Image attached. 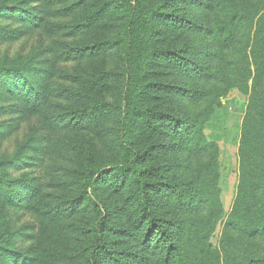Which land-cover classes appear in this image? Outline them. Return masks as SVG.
Returning <instances> with one entry per match:
<instances>
[{"label": "trees", "instance_id": "trees-1", "mask_svg": "<svg viewBox=\"0 0 264 264\" xmlns=\"http://www.w3.org/2000/svg\"><path fill=\"white\" fill-rule=\"evenodd\" d=\"M220 1L211 0L209 6L214 2L223 6ZM186 2L201 4V0H0V42L35 37L36 44L26 54L0 58L4 118L0 137L17 134L12 154L0 158V264H39L47 249L52 254L46 257L58 256L48 232L80 210L92 217L90 239L79 255L82 264H196L189 247L193 224L175 217L174 211L162 213L156 202L164 195L176 200V211L192 206L194 212L214 203L215 214L223 209L221 198L218 190L200 182V168L194 176L182 178L157 156L166 143L184 153L218 154L219 147L199 130L196 116L177 112L167 101L178 95L191 99L226 95L231 87L193 90L160 79V69L167 65L190 75L215 74L186 51L161 45L164 26L204 31L224 47L235 44L237 30L250 23L253 70L248 63L246 77L236 86L249 94L242 121L246 159L222 233L230 236L235 229L264 234V0L255 21L229 7L228 15L209 27L175 13V6ZM88 33L93 35L89 40L77 41ZM112 55L118 58L115 66L107 60L90 72L80 69L85 58ZM106 120L114 121L105 136L116 145L117 159L97 161L91 147L86 154L93 159L77 165L73 153L78 147L69 131L101 132ZM158 136L169 141L148 143ZM58 152L63 160L57 161ZM186 195L188 204L182 201ZM126 240L139 241L137 248L132 243L120 247ZM242 250L229 249L225 264L237 259L240 264H264V253L251 247Z\"/></svg>", "mask_w": 264, "mask_h": 264}, {"label": "rangeland", "instance_id": "rangeland-1", "mask_svg": "<svg viewBox=\"0 0 264 264\" xmlns=\"http://www.w3.org/2000/svg\"><path fill=\"white\" fill-rule=\"evenodd\" d=\"M190 1V0H189ZM201 0L200 5L194 3H184L175 6V13L183 18H189L194 25L198 24L201 27H209L218 17H226L229 7L240 9L247 17L253 21L262 10V0H222L217 5L209 6L211 0ZM215 1V0H212ZM250 23H246L236 32L235 44H229L220 47L216 44L215 39L196 29L176 28L175 26H164L162 28L161 45H168L172 48L182 49L186 54L196 61H201L205 67L208 66L212 71L211 77L197 76L193 73L187 74L184 71L175 69L171 65L164 66L160 69L159 77L162 80H169L178 83L181 87L193 90H208V89H225L231 87L228 94H209L206 97L187 98L176 96V98L168 97V104L179 113L186 114L189 118L196 116L199 120L200 129L205 135L217 141L219 151H204L197 152L191 150L188 153L184 151H176L169 148V138L166 136H158L151 139L150 142L157 141L166 143L167 146L162 148V152L158 154L157 160L162 163H167L170 166V172L180 175L182 178L194 176L200 168V182L206 183L210 189H216L221 198L223 209L214 214V203L212 207L205 205L199 212H194L191 206L187 210H175L173 207L176 200L164 195L159 197L156 202V207L162 213H170L174 211V216L184 219L186 223L191 222V255L192 258L197 256L196 264H225L223 259H228L229 249H241L242 251L251 249L264 253V234L247 235L243 232L233 229L232 235L227 236L223 232L224 224L232 210V206L241 176L242 159H246L243 155L245 146H242V121L246 112L248 97L242 94L236 87L242 84L244 76L247 73L244 69L249 63V69L252 71L250 61V44L251 30L248 27ZM103 30L99 29L98 33ZM97 36V33L94 32ZM93 35L88 33L77 38V41L84 42L89 40ZM35 37L30 39H20L15 41L0 42V58H12L20 54H26L35 47ZM108 60L115 66L118 58L115 55L111 57L100 58H85L80 63V69L84 71H92L100 62L103 64ZM187 75H190L187 76ZM248 84L251 83V78L248 79ZM212 108V112L208 116V111ZM4 119L0 116V120ZM114 126L113 120H106L105 127L100 131L93 130H78L71 129L68 137L73 141L78 150L73 153L75 163L78 165L81 160L91 161L92 154H86V151H91V147L95 148L97 161L104 163L115 161L118 157V150L111 137L105 136L106 131ZM16 135L10 134L9 137H0V158L10 156L16 147ZM22 134L18 138H21ZM247 137V136H246ZM249 138V137H247ZM251 138V135H250ZM175 141V140H174ZM176 142V141H175ZM55 157V154H54ZM57 161L63 160V155L58 152L56 154ZM190 196H184L182 200L184 204H188ZM253 204L249 201L247 205L250 207ZM1 206V205H0ZM178 209V208H177ZM0 212L3 208L0 207ZM169 215H172L171 213ZM25 219L20 220L19 223ZM66 225L63 227V225ZM92 225V217L87 210H80L76 215L62 220L59 224L52 227L48 232L50 240L55 241L58 246L59 255L56 257H46L45 254L51 255V249L44 251L40 258L39 264H82L80 252L84 243L90 239L88 229ZM190 235H187L189 237ZM110 239L115 240L114 235H110ZM233 239H237V242ZM136 241V240H135ZM139 241H125L120 247H125L132 243L137 248ZM15 244L18 245V240L15 239ZM140 244L141 240H140ZM51 244L47 243V247ZM254 245V246H253ZM247 247V249H246ZM255 247V248H254ZM129 249V248H128ZM223 251L226 253L224 254ZM232 255H237L232 253ZM235 260L233 264H240L241 261Z\"/></svg>", "mask_w": 264, "mask_h": 264}]
</instances>
